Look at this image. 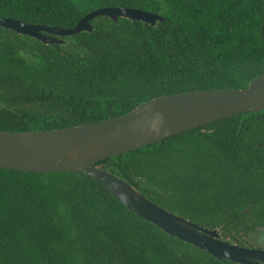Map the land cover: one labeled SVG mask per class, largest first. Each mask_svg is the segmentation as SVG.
Here are the masks:
<instances>
[{
  "label": "trees",
  "instance_id": "1",
  "mask_svg": "<svg viewBox=\"0 0 264 264\" xmlns=\"http://www.w3.org/2000/svg\"><path fill=\"white\" fill-rule=\"evenodd\" d=\"M116 6L165 20L100 15L63 44L0 26V129L97 122L157 96L246 87L264 73V0H0V16L71 27ZM94 165L230 242L261 246L253 233L264 229V109ZM0 264L238 263L168 235L80 172L0 168Z\"/></svg>",
  "mask_w": 264,
  "mask_h": 264
},
{
  "label": "water",
  "instance_id": "2",
  "mask_svg": "<svg viewBox=\"0 0 264 264\" xmlns=\"http://www.w3.org/2000/svg\"><path fill=\"white\" fill-rule=\"evenodd\" d=\"M105 15L113 21L125 17L151 25L162 15L128 6L89 10L71 27L29 23L0 16V26L35 38L44 44H63L65 36L91 32V20ZM264 109V73L246 87L215 88L153 97L130 111L97 122L37 129H0V168L29 172H80L102 184L123 206L215 258L238 264H264L263 246H244L160 206L125 178L94 163L191 130L229 116Z\"/></svg>",
  "mask_w": 264,
  "mask_h": 264
},
{
  "label": "rangeland",
  "instance_id": "3",
  "mask_svg": "<svg viewBox=\"0 0 264 264\" xmlns=\"http://www.w3.org/2000/svg\"><path fill=\"white\" fill-rule=\"evenodd\" d=\"M253 237L256 238V243L264 247V229H259L253 233Z\"/></svg>",
  "mask_w": 264,
  "mask_h": 264
}]
</instances>
